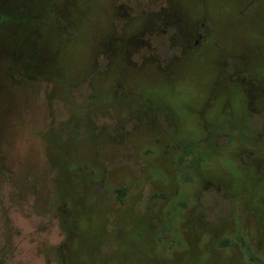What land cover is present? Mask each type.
Returning <instances> with one entry per match:
<instances>
[{"label":"rangeland","instance_id":"1","mask_svg":"<svg viewBox=\"0 0 264 264\" xmlns=\"http://www.w3.org/2000/svg\"><path fill=\"white\" fill-rule=\"evenodd\" d=\"M0 264H264V0H0Z\"/></svg>","mask_w":264,"mask_h":264}]
</instances>
